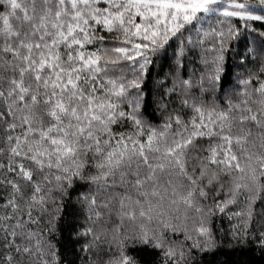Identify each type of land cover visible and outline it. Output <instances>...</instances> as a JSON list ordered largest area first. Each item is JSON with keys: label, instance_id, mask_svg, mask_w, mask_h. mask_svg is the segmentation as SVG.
I'll return each mask as SVG.
<instances>
[{"label": "snow or ice", "instance_id": "obj_1", "mask_svg": "<svg viewBox=\"0 0 264 264\" xmlns=\"http://www.w3.org/2000/svg\"><path fill=\"white\" fill-rule=\"evenodd\" d=\"M0 8L2 264L264 250V0Z\"/></svg>", "mask_w": 264, "mask_h": 264}, {"label": "trees", "instance_id": "obj_2", "mask_svg": "<svg viewBox=\"0 0 264 264\" xmlns=\"http://www.w3.org/2000/svg\"><path fill=\"white\" fill-rule=\"evenodd\" d=\"M2 10V8H0ZM256 27H259V23L255 25ZM153 123H160V120L154 119ZM205 146H206V142ZM3 193L0 192V196H2ZM0 203H3V200H0ZM237 209H233L235 211ZM83 222V218L81 217V223ZM118 223V220L113 217V219L110 222H106V220H101L97 222V232L100 235V244L101 246L106 250L107 249V243H106V236H110L111 230L114 227V225ZM216 223L223 229L227 230L229 228V220L227 218H224L223 220L217 219ZM232 223H237L236 220H232ZM65 237H67V229H65ZM90 239V238H89ZM222 240L221 244V251L217 253V255L212 256L208 255L203 257L202 264H218L219 261H225V260H232L235 258L236 254L231 253L229 251L230 247L234 244V241L231 240L230 237H220ZM84 241H81L83 243ZM65 245H67L69 242L65 239L63 241ZM76 252H79V244L75 245ZM4 255L3 249L0 248V264H2V257ZM66 255H69L68 251H66ZM80 256H83V253H79ZM243 256L245 259H247L250 264H264V250H261L258 246H256L254 243L249 244L247 246V249L243 253ZM71 258V257H70ZM77 264H79V257H76ZM93 259H96L95 254H93Z\"/></svg>", "mask_w": 264, "mask_h": 264}]
</instances>
